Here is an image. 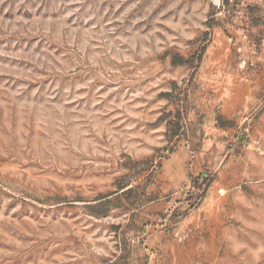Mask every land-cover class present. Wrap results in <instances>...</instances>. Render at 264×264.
Here are the masks:
<instances>
[{
	"label": "rangeland",
	"instance_id": "1",
	"mask_svg": "<svg viewBox=\"0 0 264 264\" xmlns=\"http://www.w3.org/2000/svg\"><path fill=\"white\" fill-rule=\"evenodd\" d=\"M0 264H264V0H0Z\"/></svg>",
	"mask_w": 264,
	"mask_h": 264
}]
</instances>
